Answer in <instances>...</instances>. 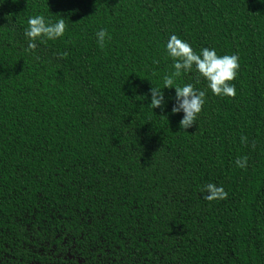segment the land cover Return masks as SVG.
I'll use <instances>...</instances> for the list:
<instances>
[{"label": "trees", "instance_id": "16d2710c", "mask_svg": "<svg viewBox=\"0 0 264 264\" xmlns=\"http://www.w3.org/2000/svg\"><path fill=\"white\" fill-rule=\"evenodd\" d=\"M35 15L67 28L29 53ZM172 34L239 57L234 98L175 79L186 130ZM0 264H264V0H0Z\"/></svg>", "mask_w": 264, "mask_h": 264}, {"label": "clouds", "instance_id": "9594fccd", "mask_svg": "<svg viewBox=\"0 0 264 264\" xmlns=\"http://www.w3.org/2000/svg\"><path fill=\"white\" fill-rule=\"evenodd\" d=\"M67 25L61 16L55 22L46 21L43 15H35L27 20V27L24 31L25 37L28 39L26 52L34 53L38 38L43 40H56L62 37L66 31ZM97 43L103 48L105 46V38L110 39V35L105 29H100L96 33ZM167 55L173 60L172 67L174 71L163 77V88L175 89V103L171 108L173 114L183 113L182 119L179 121V128L186 130L196 123L198 114L202 111L205 103L206 92L197 90L193 84H185L183 86L176 85L175 79L181 76L182 72L191 71L193 68L198 72L199 78L207 81V88L210 89L215 96H227L234 98L236 96L235 85L231 81L236 79L237 72L240 68L238 55H217L215 49L204 47L199 53L193 51L191 45L180 39L177 35H170L166 43ZM67 56V53H64ZM39 59V57H37ZM159 87H151L150 107L152 109L160 108L162 111L165 107V97ZM246 137H241V142L245 143ZM236 164L240 168L247 166V157H240ZM201 191L204 194L203 199L211 201H219L227 198L228 193L222 186L213 183L206 184Z\"/></svg>", "mask_w": 264, "mask_h": 264}]
</instances>
